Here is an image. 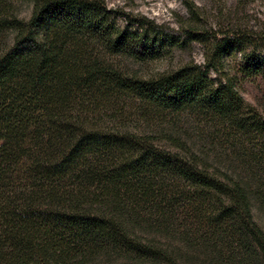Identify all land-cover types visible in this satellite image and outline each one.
Segmentation results:
<instances>
[{
  "label": "trees",
  "instance_id": "trees-1",
  "mask_svg": "<svg viewBox=\"0 0 264 264\" xmlns=\"http://www.w3.org/2000/svg\"><path fill=\"white\" fill-rule=\"evenodd\" d=\"M15 1L0 0V264H79L102 251L179 264L138 227L264 256L254 216L255 200L264 206V116L233 78L210 75L234 49L244 75L264 74L244 37L203 35L204 64L130 74L114 57L154 60L171 30L140 20L123 28L102 0H31L29 19ZM122 98L162 126L130 130L126 110L114 108ZM182 117L198 122L207 144L185 135ZM206 145L226 154L211 157Z\"/></svg>",
  "mask_w": 264,
  "mask_h": 264
},
{
  "label": "rangeland",
  "instance_id": "rangeland-1",
  "mask_svg": "<svg viewBox=\"0 0 264 264\" xmlns=\"http://www.w3.org/2000/svg\"><path fill=\"white\" fill-rule=\"evenodd\" d=\"M107 7L115 12L118 25L134 28L137 22L152 21L164 25L171 30V36L166 41V48L161 56L149 61H139L127 56H115L114 60L127 73L138 71L142 75H154L165 70H172L187 62L205 63L208 46L200 40L202 36L217 35L222 37L233 34L244 37L248 45H244L246 52H253L264 61V0H102ZM16 15L29 19L33 13L31 0H17L14 2ZM173 30V32H172ZM187 31L193 32L192 35ZM15 32L9 31L5 41L12 42ZM204 38V37H203ZM218 59L219 71L212 69L210 75L216 78L230 76L236 82L237 88L244 99L256 107L264 116V74L248 77L241 72L243 57L236 49L225 51ZM130 101L120 99L115 101L114 108H122L126 126L132 131L156 132L162 126L157 120L144 121L134 114ZM108 108L103 113L104 121L112 120L115 110ZM123 120V119H122ZM183 127L185 135L191 140L200 142V146L207 144L206 133L197 126L198 122L191 118L176 119ZM112 122H117L112 121ZM187 132V133H186ZM186 136V137H188ZM206 151L214 157L218 153L221 157L226 154L220 146L206 145ZM232 158V157H231ZM228 159V157H227ZM222 158V163H224ZM232 160V159H231ZM234 162V161H233ZM232 163L237 172L243 168ZM224 165V164H222ZM150 214V213H149ZM147 215V214H146ZM254 216L264 229V206L255 200ZM154 220V215L146 217ZM137 236L155 243L165 249L179 264H264V256L258 250L249 247L228 246L213 250L200 245L193 238L185 237L180 232L153 230L144 227L136 229ZM258 252V254H257ZM79 264H154L152 262L134 261L128 255L115 251H102L99 255ZM166 264V263H159Z\"/></svg>",
  "mask_w": 264,
  "mask_h": 264
}]
</instances>
